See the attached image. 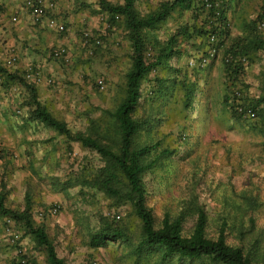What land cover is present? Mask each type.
I'll return each instance as SVG.
<instances>
[{"label":"rangeland","instance_id":"374dc122","mask_svg":"<svg viewBox=\"0 0 264 264\" xmlns=\"http://www.w3.org/2000/svg\"><path fill=\"white\" fill-rule=\"evenodd\" d=\"M10 1L15 7L21 3L23 8V0ZM55 1L52 14L68 21V30L59 36L69 40L61 44L67 45L71 62L47 64L48 72L44 73L51 75L54 83L38 90L39 99L54 117L67 124L73 135L103 133L112 122L109 112L125 96V73L131 67L129 35L121 17L109 24L108 14L99 11L96 0ZM162 1L165 0H137L136 8L140 15H145ZM0 9L7 6L0 2ZM261 13H264V0H235L229 12V37L250 31L249 25ZM193 20L191 11H175L164 23L145 33L149 42L154 37L165 42L171 34L178 33V43L190 41L196 45L188 52L195 63L193 57L201 52L199 44L203 45L204 39L198 36L183 39L181 34L184 27L191 34ZM83 31L99 37L101 44L84 45ZM229 43L230 39H226L219 46L216 63L223 64L224 48ZM148 48L144 56L151 58L155 51L150 45ZM172 71V68H160L143 79L133 113L143 124L135 134L136 145H155L143 156L145 164L154 163L142 178L146 204L156 223H160L165 213L175 216L186 201H194L207 211L206 231L210 237L215 236L216 221L225 199L239 200L244 192L262 203L248 214L255 217L259 228H264V120L259 116L251 123L233 116L229 100L225 102L231 89L227 90L225 75L221 72L208 77L205 71L195 72L196 75H177ZM241 80L250 96L255 99L264 96V52H258L256 60L246 65ZM16 87L15 93L20 97L25 92V98H20L17 104L23 111L26 107L27 113L24 115L21 109L16 112L10 139L26 140L17 145V152L7 149L5 161L0 164V191L5 194V205L16 210L29 208L33 224L43 226L65 264H179L175 259L161 263L159 248L149 250L145 257L136 253L141 239L140 220L131 205L118 202L88 180L98 174L106 160L78 141L31 119L25 104L28 93L23 86ZM259 107L264 112V102ZM54 204L58 205L55 215L38 219L40 209ZM105 222L124 228L127 240L91 246V236ZM194 222L193 213L187 215L184 235L191 232ZM6 230L10 235L18 233L19 239L12 242ZM228 241L239 242L233 235ZM21 257L28 264H49L44 248L26 232L22 222L8 223L7 219L0 218V264H17L16 259Z\"/></svg>","mask_w":264,"mask_h":264},{"label":"trees","instance_id":"16d2710c","mask_svg":"<svg viewBox=\"0 0 264 264\" xmlns=\"http://www.w3.org/2000/svg\"><path fill=\"white\" fill-rule=\"evenodd\" d=\"M136 1L122 0L117 4H113L109 0H96L95 2L99 6V11H105L108 14L110 25L113 20L122 18V24L129 35L131 47L129 55L131 67L125 73V96L114 110L109 112L112 122L105 132L73 135L67 124L54 117L50 110L41 103L37 85L27 83L23 78V72L22 74H18L17 71L9 72L0 66L2 75L0 86H7L10 81L23 86L29 97L25 104L29 107L31 119L46 124L70 140L78 141L81 146L94 150L106 160L105 166L98 170V174L88 180L107 195L115 197L118 202L125 201L131 205L134 214L140 220L141 239L136 247L138 255L145 257L149 250L159 248L161 249V263H168L175 259L179 264L185 261H197L201 264L203 262L210 264H263L264 228H259L255 217L248 214L262 206L257 197L243 192L239 200L225 199L223 210L216 221L217 233L211 237L206 231L209 220L208 213L203 206L194 204V201H186L183 209L175 216L171 217L165 213L159 224L156 223L152 210L146 204V189L142 176L154 161L145 164L143 156L155 145H136L134 137L143 124L133 117V113L138 104L143 79L151 71L169 68L170 59L179 55L180 49L178 33L171 34L165 42H160L155 37L149 42L145 30L157 28L175 11L178 13L191 11L195 20L191 32L193 35L190 34L187 27H184L181 33L183 39L198 36L206 43L208 32L217 27L215 25H211V28L208 27L210 18L214 16L215 12L212 10L206 12L200 4V0H165L145 15L138 13ZM234 2L235 0L223 1L220 15L216 21L218 25L228 19L231 27L229 12ZM263 17L264 13L259 14L257 19L249 25L250 31L232 38L229 37L230 27L217 29L216 46L218 51L219 46L223 45L226 39H230L229 45L224 48L222 57L227 90L231 89L225 96V102L228 103L229 100L233 116L241 119L230 101L232 90L239 87L243 91V100L250 102L256 108L257 118L253 121L245 120L251 123H255L259 116L262 121L264 120V112L259 107L264 102V96L259 99L250 96L241 78L246 65L256 60L258 52H264V30H257V22ZM149 45L155 53L151 58H146L144 53L149 49ZM228 57H232L236 64L232 65L234 61L226 62ZM240 57L245 58V64H241ZM191 96L187 97L188 105ZM262 132L264 133V127ZM4 147L5 154H7V148L5 145ZM192 213L195 216L193 228L188 235H184L183 223L187 215ZM247 215L249 216L245 218ZM0 218L13 220L15 224L22 222L26 232L32 234L37 244L44 248L49 264H65L64 260L58 256L55 246L48 238L43 226L33 224L29 208L22 210L9 208L5 205V194L2 191H0ZM231 235L239 242L230 243L228 237ZM121 239L127 240L124 228L119 225L113 227L110 223L105 222L91 236L89 244L99 247L106 245L109 241ZM17 259L15 261L17 264H23L21 263L23 257Z\"/></svg>","mask_w":264,"mask_h":264},{"label":"crops","instance_id":"0c3cea01","mask_svg":"<svg viewBox=\"0 0 264 264\" xmlns=\"http://www.w3.org/2000/svg\"><path fill=\"white\" fill-rule=\"evenodd\" d=\"M0 2H3L4 6H7V9H0V66L9 72L17 70L24 72L31 64L40 66L43 73L44 71L48 72L47 64H49L52 60L47 57V50L51 46L58 45L69 40H66L64 38L65 36L60 37L59 35L61 34L49 30L43 24L32 23L29 20L27 12L21 8V3L16 4L15 7L10 0H0ZM14 14H17L18 17V20L15 22L12 21V16ZM66 22L65 25L68 30V23ZM65 33L66 32L62 35H65ZM64 45L67 46L66 44ZM195 46L196 45H193L190 41H183L182 43H179V57H174L168 64L169 68H172L173 73L175 72L177 75H181L182 73H192L193 75H196L195 72L202 74V72L205 71L204 73L208 74V77L216 74L218 75V73L220 75V72L224 74L223 65L220 64L221 62L216 63L217 57L205 66L201 67L198 65L199 58L205 51L206 43L203 45L199 44L201 52H199L196 57H193L196 59L194 60L195 63H193V66L188 67V61L192 59V56H190L188 52H191L190 48ZM8 58H12L11 64L6 62ZM16 85V83L10 81L7 86H0V141L9 151L13 152H17L15 149L17 145L19 147V143L26 140L16 138L15 141L10 139V134L14 131V120L17 118L16 112H20L22 110V108L18 107L17 103L23 97L25 98V92L22 93L21 97L15 93L17 88ZM45 85L46 84L44 82L37 85L39 92L42 89H46ZM25 109L27 108L24 107V111L22 110L24 115L27 113V110Z\"/></svg>","mask_w":264,"mask_h":264},{"label":"built area","instance_id":"2783aa9c","mask_svg":"<svg viewBox=\"0 0 264 264\" xmlns=\"http://www.w3.org/2000/svg\"><path fill=\"white\" fill-rule=\"evenodd\" d=\"M224 0H200V4L203 6L205 11L212 10L215 12L214 16L210 18V24L208 25L211 28V25H215L217 28L213 31H209L206 38V48L203 54L199 58L198 65L205 66L209 64L213 58L216 57L218 53V48L216 46L218 41V30L219 28H229L230 23L227 20H223L222 22L217 24V18L220 15L221 5ZM23 9L27 12L29 20L34 24H43L49 30L54 31L58 34H63L66 32L67 27L65 22L56 15H53L51 11L56 8V1L55 0H23L22 2ZM211 17V16H210ZM116 18H118L116 16ZM18 17L17 14L12 16V21H17ZM257 30L262 31L264 30V17L261 18L257 22ZM94 43L95 45L101 44V39L99 37H93L89 31H83V44L88 45L89 43ZM47 57L55 62L61 64H69L71 62V55L69 53V49L65 45H57L50 47L46 52ZM241 64H245V58L240 57ZM232 65L236 64V61L232 57L226 58V62H231ZM8 64L12 63V58H8L6 61ZM190 66L193 65V61H188ZM23 78L25 81L29 83H33L38 85L40 83H45L52 85L54 83V79L51 76H46L43 73V70L38 65H29L25 71L23 72ZM2 79V75L0 74V82ZM232 106L235 112L241 116V119L244 120H255L257 118L256 108L250 103L243 100V91L239 87H235L232 90L231 99H230ZM5 147L4 144L0 141V164L5 159ZM58 212V205H51L47 208L40 209L37 213L38 219H44L48 216H53ZM10 219H7V222L10 223ZM7 236H12L11 241L14 242L19 239V234L14 233L11 234L6 230ZM18 252H21L19 249ZM21 263L25 264L27 261L25 259L21 260Z\"/></svg>","mask_w":264,"mask_h":264}]
</instances>
